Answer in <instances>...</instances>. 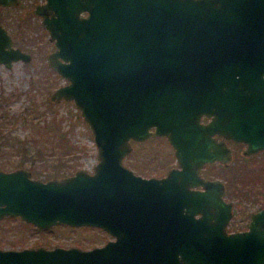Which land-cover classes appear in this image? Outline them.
Listing matches in <instances>:
<instances>
[{
  "label": "water",
  "instance_id": "obj_1",
  "mask_svg": "<svg viewBox=\"0 0 264 264\" xmlns=\"http://www.w3.org/2000/svg\"><path fill=\"white\" fill-rule=\"evenodd\" d=\"M35 12L53 40L46 63L67 81L48 99L77 109L96 163L46 181L0 170V216L115 239L0 247V264H264V209L247 230H225L222 182L199 173L230 159L212 133L246 142L244 153L264 148V0H45ZM28 58L0 26V62ZM151 136L167 140L178 166L162 178L122 164L130 141Z\"/></svg>",
  "mask_w": 264,
  "mask_h": 264
},
{
  "label": "rangeland",
  "instance_id": "obj_2",
  "mask_svg": "<svg viewBox=\"0 0 264 264\" xmlns=\"http://www.w3.org/2000/svg\"><path fill=\"white\" fill-rule=\"evenodd\" d=\"M5 13V11L0 10V16H3ZM36 46V50L33 49V51H35L34 57L29 62L16 61L9 70L0 65V152L2 148L10 149L13 147H21L18 145L21 140L27 141L30 139L31 133L35 136V133L31 131V129L35 127L34 121L38 125H41L43 119H48V117L54 114L56 118L60 119V130L64 131L70 142L74 144L75 147L73 150H75V152H62L58 151L60 148L55 146H40L37 144L22 147L56 148L57 151L55 153L57 155H62L64 157L66 155L69 157L70 154H72L73 159L70 158L69 162H77L79 166L90 170L91 165L96 161V157L95 146L88 127L70 101L60 100L51 102L48 99V95L51 92L50 88L56 81H59V79H57L53 73H48L47 76H49V80L47 82L43 80V76L38 79L39 77L37 76L39 74H37V72L45 71L41 55L43 56V52L48 49V45L45 43L44 38H42L41 42L36 44ZM39 49H41V51ZM38 51L40 52L37 53ZM33 78L34 80L30 81ZM47 102L51 104L48 106ZM25 110L30 113H25ZM13 116L19 118L13 119ZM82 151H84V153H82ZM65 152L68 153L64 155ZM131 153L129 159L127 158L125 161L126 164L127 162H137V164L141 162H152L157 164L162 162V160H166L170 165L174 163L171 149L163 138H150L144 142L133 144ZM9 157L10 160H13L12 158L15 159L13 156ZM258 163L259 161L253 159L251 163H249L251 170L247 173L244 167L246 163L242 159L241 153L235 151L227 166L211 164L202 169V173L212 172V176L216 175L215 177L223 180L228 186L229 194L231 193V200H234V215L229 223V229H231L234 224L244 220L249 207L264 203V197H256L255 194L253 196L256 200L253 201V204H250V202L243 199V195L239 193L240 190L242 191V189L244 190L246 189L245 187H248L246 185L243 187L241 183V180L245 179L247 175H251V178H258V180L264 179L262 172L259 173L258 169H256ZM238 181L239 183H236ZM252 183H254V186L257 188V184L259 183ZM227 198H229V196H227ZM9 225H13V222L9 221ZM22 232L25 236H21L20 238L19 231L0 230V245L10 246L12 243H15V241H19V246L42 244L46 247L59 245L64 247L78 246L80 248H86L98 244V239L101 235L96 229H82L63 225H54L46 232L38 230H23Z\"/></svg>",
  "mask_w": 264,
  "mask_h": 264
},
{
  "label": "flooded vegetation",
  "instance_id": "obj_3",
  "mask_svg": "<svg viewBox=\"0 0 264 264\" xmlns=\"http://www.w3.org/2000/svg\"><path fill=\"white\" fill-rule=\"evenodd\" d=\"M8 2L11 3H0V10L5 11L6 13L3 14V16H0V26L6 31V33L9 35L10 40H11V46L13 48H18L20 51L27 53L29 55V58L27 60H15L10 62L8 66H6L4 63L0 62V65L9 70L12 66V64L16 61H23V62H29L35 54L37 46L39 42H41V39L44 38L45 43L48 45V49L43 52V56L41 55V58H43L44 62V68L45 71H38L37 74H39L37 77L38 79L43 76V80L47 82L49 79L47 76L48 73H53L59 81H56L54 85L50 88L51 91L54 90L55 88L64 85L67 83V81L60 76L56 71H54L50 66L47 65L46 63V58L50 52L54 50V45H53V40L49 39V34L47 29L44 27L42 24V15L38 14L35 12V9L37 6H40L45 2V0H10ZM84 14V13H82ZM33 19V20H32ZM40 47V46H38ZM41 51V49H39ZM38 51L37 53H39ZM42 54V53H41ZM37 79V78H36ZM31 79L30 81H33ZM60 101V100H59ZM262 112L264 113V108L262 109ZM211 119L210 116H206L205 114L200 115L199 122L200 123H207ZM211 138H214L217 142L222 141L223 144L229 149L230 151V159L223 163L221 161H214L212 163H204L202 167L200 168V175L204 179H218L220 182H222L223 185V190L224 194L222 196L223 200L225 202H229L231 207V216L228 219L225 230H231V231H239V230H247L248 229V223L250 219V214L252 212H255L260 209H264V203L262 204H257L252 207H249V210L246 214V217L244 218L243 221L234 224L231 229H229V223L233 218L234 211H233V201L231 200V196L228 191V186L225 184L223 180H221L218 177H215L216 175L212 176V172H204L202 173V169L205 166H210L211 164H218L222 166H227L228 163L231 161L233 152L239 151L242 155V159L246 164H244V167L246 169V172L249 173L251 168L249 167V163L253 159L255 161H259V163L256 166V169H258V172H262L263 178H264V148L258 149L254 152H249V153H244V151L247 148V143L246 142H241V141H234L231 138H226L223 137L221 134L217 133H212L210 135ZM150 138H163L168 146L171 149V154L174 158V163L171 165L165 160H162V162L154 164L152 162H146V163H138L137 162H127L126 164V159H129L131 150H132V145L144 142ZM144 141L137 142V141H130L131 142V149L130 151L122 158V164L126 166L128 169H130L135 175H139L141 177L149 178V177H155V178H162L165 177L168 170L171 168H178L176 162H175V157L173 155V149L167 142V140L162 137V136H151L147 138ZM49 151V152H48ZM57 151L56 148H48V147H13V148H2L0 152V170L2 171H12L16 169H23L28 172V177L31 179H37L40 181H46L49 179H59L62 177L70 176L74 174L75 171L77 170H85L87 172L92 171L93 165H91L90 170H87L81 166L78 165L77 162H69V159H73V155L70 154V156H66L69 151L71 153H74L75 150L73 148H70L69 150L67 149L68 152H65L64 156L57 155L55 152ZM58 151L64 152L63 149H58ZM84 153V151H82ZM132 154V153H131ZM77 155V154H75ZM9 156L15 157L12 158L13 160H10ZM96 157V153H95ZM10 161V162H9ZM10 164V165H9ZM255 166V165H253ZM251 175H247L245 179L241 180L242 186L245 187L246 189L240 190V194L243 195V199H246L247 201L250 202V204H253V201L256 199L254 198L253 195L264 197V179L258 180V178H251ZM252 182H257V188L254 186V183ZM236 183H239L236 182ZM235 183V184H236ZM198 189H201L199 186L197 187ZM194 190H196V185L193 187ZM229 196V198H227ZM261 199V198H259ZM198 213L194 214V218L198 217ZM9 221L13 222V225H9ZM54 225H63L67 227H75V228H82V229H96L98 230L101 235L100 238L98 239L99 243L94 244L90 247L93 246H102L104 245L108 240H114L115 237L111 235L107 230L101 227H95V226H70L68 224H54ZM52 225V226H54ZM45 227V228H38L34 224L30 222L23 221L19 216H9V215H1L0 216V230H14V232L19 231L20 238L21 236H25L22 234L23 230H38V231H49V229L52 227ZM164 229H168L166 226ZM19 237V236H18ZM19 241H15V243H12L10 246H3L0 245L2 248H22V247H35V246H44L42 244H31L27 246H19ZM46 247V246H44ZM86 247V248H90Z\"/></svg>",
  "mask_w": 264,
  "mask_h": 264
},
{
  "label": "trees",
  "instance_id": "obj_4",
  "mask_svg": "<svg viewBox=\"0 0 264 264\" xmlns=\"http://www.w3.org/2000/svg\"><path fill=\"white\" fill-rule=\"evenodd\" d=\"M51 103L47 102V105L49 106ZM25 113H30L27 110H25ZM19 118L16 116H13V119ZM26 120V119H24ZM31 121L30 119H28ZM60 119L56 118L54 114H52L48 119H43V122L41 125H38L34 121V126L31 131L35 133V136L31 133L30 139L27 141L21 140L18 144L19 146H27V145H40V146H55L57 148L63 149L64 151L69 150L70 148H74V144L70 142L68 137L66 136V133L64 131L60 130L59 125ZM36 137V138H35ZM43 140V141H41Z\"/></svg>",
  "mask_w": 264,
  "mask_h": 264
}]
</instances>
